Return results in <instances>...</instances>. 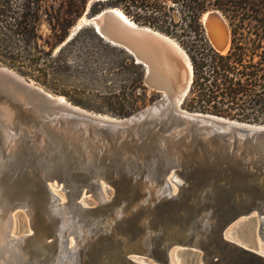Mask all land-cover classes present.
<instances>
[{"label":"water","instance_id":"95a60500","mask_svg":"<svg viewBox=\"0 0 264 264\" xmlns=\"http://www.w3.org/2000/svg\"><path fill=\"white\" fill-rule=\"evenodd\" d=\"M206 13L207 19H201L206 36L222 53L231 43L229 25L219 10ZM124 15L118 8L106 9L86 18L66 41L91 26L145 68V86L162 96L129 117L89 112L0 66V131L3 125L8 130L4 120H12L14 130L7 140L0 132V168L12 176L0 180V232L6 230L0 264H102L106 251L114 252L118 264H132L127 254L141 255L142 249L155 251L160 262L169 264L173 242L164 244L168 227L174 234L182 231L185 245L194 242L202 248L207 264H264V257L250 248L232 246L222 238L225 227L239 216L258 212L264 221V125L183 110L193 81L187 52L171 37ZM212 21L226 29L227 39L210 37L206 25ZM169 175L177 194L169 192ZM54 182L63 185V207L74 210L67 217L69 229L76 231L92 230L88 224L80 226V217H72L88 186L103 182L112 187L116 202L137 198L146 182L166 191L162 202L147 212L152 234L142 228L145 211L129 217L130 206L118 218L127 220L124 232L117 227L119 221L98 220L100 231L79 254L70 246L69 234L56 232L58 218L43 226L45 204L38 202L45 196L48 200V186ZM116 202L113 206L119 205ZM20 203L33 204L28 235L13 232L11 213ZM110 209L101 204L82 209L81 216L99 218L111 215ZM134 242L137 248L130 246Z\"/></svg>","mask_w":264,"mask_h":264},{"label":"trees","instance_id":"16d2710c","mask_svg":"<svg viewBox=\"0 0 264 264\" xmlns=\"http://www.w3.org/2000/svg\"><path fill=\"white\" fill-rule=\"evenodd\" d=\"M41 2L23 0L15 4L6 0L0 6V41L15 43L17 53L13 61L27 70H18L19 75L65 96V92L52 88L50 78H62L70 83L72 76L84 74L92 80L91 76L99 73L97 69L88 73L76 70L73 75L70 73L71 64L84 63L82 57L93 59L91 53L96 51L97 57H120L124 61L120 66L110 68L108 75L124 74L134 69L138 72L136 76L142 89L146 90L145 68L136 64L132 55L123 48L101 38L91 26L83 27L68 41L69 34H55L52 41H45V50L39 44L42 36L38 33ZM86 2L83 0L82 9ZM170 3L188 13L195 37L188 45H183L193 69V81L183 106L188 111L228 118L242 116L240 121L264 123V0H98L91 4L88 15L93 17L106 9L119 8L136 24L156 28L177 38V27L169 17ZM209 9L219 10L231 27L230 49L226 54L217 53L203 32L200 18ZM26 59L28 64L24 62ZM82 90L90 89L82 87ZM129 97L131 94H127L125 89L121 93L112 92L109 98L118 103L115 108L111 106L105 110L92 108L79 100L72 102L97 113L125 117L138 110L137 101L133 96ZM126 102L130 103L127 107Z\"/></svg>","mask_w":264,"mask_h":264},{"label":"rangeland","instance_id":"374dc122","mask_svg":"<svg viewBox=\"0 0 264 264\" xmlns=\"http://www.w3.org/2000/svg\"><path fill=\"white\" fill-rule=\"evenodd\" d=\"M12 1L15 4H18V3L20 4L23 2V0H12ZM4 2H6V0H0V6L3 5ZM93 2H97V1L87 0L84 8L82 9L83 0H42L40 4V22H39V27H38V33L42 36V40H39V44L42 45L45 50H47V48L45 47V41L46 40L52 41L54 39L55 34L61 35V34L67 33L70 36L71 31L73 30L77 22H79V20H81L83 17H85V19L91 17L90 15H88V13H89L90 6ZM87 5L89 6L87 7ZM210 10H213V9H209L206 12ZM203 15L200 18V24L206 36L205 30H204V27L201 21ZM127 17L129 18V16ZM169 17L173 20V22L175 23L177 27L178 36L177 38L169 36V35L167 36L176 40L181 45V47L184 49L183 45H188L189 42H192V40L195 39L194 32L191 31L193 30V27L192 25H190V22H191L190 17L186 11L184 12L181 9V7L175 6V4H172V3H170ZM129 19L132 20V18H129ZM57 24H59L61 27H59ZM52 26L54 29L52 28ZM139 26H142V25H139ZM146 27H150V26H146ZM1 29L2 28L0 27V38H2ZM152 29L158 32H161L157 30L156 28H152ZM229 30H230V38H231L230 25H229ZM206 38L208 40L207 36ZM208 43L210 44L209 40H208ZM210 46L212 47L211 44ZM229 49H230V45L227 51ZM57 50L58 49L55 50V53ZM16 53H17V47H15L14 42L10 43L9 41H5V42L0 41V66L7 67L15 71L16 73H18V70L27 71L24 67L20 66L21 65L20 63L13 61V57L16 56ZM96 53L98 54V52L96 51H93V53H91L94 55V58L90 60L87 59L86 57H82V60L85 61L84 62L85 65L82 62H80L79 64H71L73 67L70 73L72 74L75 73L76 70H81L82 72L88 73V72H94V70L97 69L99 72L98 74H95L92 76L90 75L92 77V80L88 79L87 76H83L84 74H81L77 77L72 76L70 83L65 82L66 79L56 78V77L50 78V84L52 88L56 89L57 91L65 92V96L63 97L67 100V102L71 103L74 106H77L74 102H72V100H79V101H82L84 104H87V106H90L92 108H98L100 110L111 108V106L115 108L118 102H116L115 100L113 101L111 98H109V96L111 95L112 92L121 93V91H124L125 89L127 94L130 93L131 97L133 96L134 100L137 101L138 110L130 114V115H133L134 113H137L138 111H141L142 109L146 107H149L152 103H154L155 101L161 98L162 96L161 94H157L155 91H152L151 89L147 87H146V90L142 89V85L140 84L136 76L138 72L134 69L127 70L124 72V74H119V72H117L116 75L114 76L108 75L107 71L110 68H115L117 66H120V62L121 61L124 62V61L120 59V57H118L117 59H114V57L112 58L110 56H105V55H100L99 57H97L98 55H96ZM226 53L227 52H225V54ZM86 61H88L89 67L86 66ZM24 62L28 64V59H26V61ZM77 65L83 66V68H78ZM87 67H88V70H87ZM26 79L31 80L33 83H35V85L39 86L40 88L44 89L45 91H47L48 93L52 95L62 96L61 94H59V92L58 93L54 92L51 89L46 88L45 86L41 84H38L32 79H29V78H26ZM82 87H87L90 90L84 91L82 90ZM131 97H129L128 99H130ZM128 101L131 102L132 100H127V102ZM127 102L125 103L126 107L130 105V103L128 104ZM121 103L123 102L121 101ZM182 109L188 111L183 105H182ZM87 111L94 112L91 110H87ZM94 113L107 115L108 117L117 118V119H123L125 117L130 116L129 115L125 117H119V116H112L109 114H103V113H97V112H94ZM219 117H223L225 119L239 121L243 123L264 125V123H261V122L240 121L243 118L242 116H235L236 118H228L227 116H219ZM1 161L4 162V158L3 156L0 155V164H1ZM0 171H2L1 168H0ZM2 173L0 172V175H1L0 179H2L3 181L5 180L7 181L8 178H12V176H9V174H7L9 172H6L5 170H3ZM3 177L4 178L7 177V179L5 178L4 180ZM168 181H169V185L171 189V190L169 189V192H171L172 194H177L178 192L177 187L174 184L170 183L171 175H169ZM52 185L53 183L48 186L49 191L55 198L59 200V204L64 205L63 202L60 201V199H62L60 195L61 189L60 188L55 189L53 188ZM50 186L55 191V193L51 191ZM89 187L90 186L85 188L84 193L78 199L77 201L78 206L75 207L76 214H73L72 217H75V216L80 217L79 218L81 222V223L79 222L80 226L84 227L86 224H88L91 227V229L95 231H99V229H97L95 225L97 223L96 222L97 220H101V219L103 220L104 218H106V216H107V219L114 217V215L118 214V211L127 210L128 207H130L131 205L133 206V203L136 202L140 197V196H137V198L135 199H133L132 197H127V196L121 197L120 198L121 200L118 201L119 205L117 204L118 206L117 205L113 206L116 200L114 201L115 194H114V189L112 187L104 184L103 182H101L100 184H96L93 187H90L91 190ZM93 189H95L96 191H94ZM93 191L99 194L97 193L95 194ZM45 199H47V196H45ZM45 199L43 198L39 202L44 204L43 202L46 203ZM41 203H39V206ZM28 204H25V207H24V203L18 204L20 205L18 206L19 208L17 207L14 208L13 212L11 213L12 219H13V230H14L13 232H16L17 235L18 234L20 235L21 234L22 235L31 234V231H29L30 230L29 228L30 227V220H29L30 215L28 212H30L33 209L32 207L33 205L30 203L29 204L31 207L30 208ZM101 204L107 207L110 206L111 209L109 213L112 216L105 214L104 216H101L99 218H93V217H87L86 219L82 218L81 216L82 209L97 208ZM25 208H27V210ZM205 215L206 213H204L203 216L206 217ZM125 222L127 223L126 220H121L119 221V225L117 226L123 232L125 230V227H124ZM261 226H262L261 219L258 216L257 212L249 214L248 216H239L237 220L231 221V223H229L225 227L223 234H222V238L225 241L235 244L236 246L240 248H243L245 250L250 248L252 252L260 253L264 255V240H262L263 239L262 234L259 232V231H263L261 230ZM118 237L120 236L118 235ZM102 238H104V236H102ZM175 249L179 250V252H178V255H176L175 257L174 256L172 257L173 262L175 261L176 263V261H178V264L179 263L180 264H203V258L205 256L203 254L204 250L200 248L198 245H191V246H184V247L172 246V248L170 249L171 250L170 253H172ZM135 255L136 254L134 253H130V254H127V257L128 258L131 257V259H135L138 262H141L140 264H142V261L144 262L148 261L151 264H156V262L152 263L153 261L148 258H143L141 255L138 256V254L136 256ZM169 258H170V255H169Z\"/></svg>","mask_w":264,"mask_h":264},{"label":"bare ground","instance_id":"6f19581e","mask_svg":"<svg viewBox=\"0 0 264 264\" xmlns=\"http://www.w3.org/2000/svg\"><path fill=\"white\" fill-rule=\"evenodd\" d=\"M98 1V0H97ZM101 1H103V0H101ZM89 6V5H88ZM119 14H121L120 12H119ZM208 14L209 13H206V14H204L203 16H204V20L205 19H207V17H208ZM125 16V15H124ZM126 17V16H125ZM85 21H87V19H85V17H83L81 20H79V22H77V24L74 26V28H73V30L71 31V32H74L75 31V28L79 25V24H81V23H83V22H85ZM207 26V28H208V32H209V34H210V37H213V38H219V39H227V37H228V33H227V31H226V29L220 24V23H218V22H216V21H212L209 25H206ZM211 40H212V38H211ZM229 45L230 44H226V48H225V51H223L222 52V54H225V52H227V49L229 48ZM168 72H170V70L168 69L167 70ZM63 100H65L66 102H67V100L64 98V97H61ZM68 103V102H67ZM9 122L11 123L12 122V120L10 121V120H8V121H6V120H4V121H2V123L3 124H7V125H9L8 126V130H7V126H5V125H3V127H2V130L0 131L1 132V135H2V137H3V139H5V140H7V139H9V138H11L12 136H13V133H14V130H13V128L11 127V125L9 124ZM2 158V157H1ZM4 158V157H3ZM3 161H1V163H2ZM1 170L3 171V168H1ZM2 171H0L1 173H2ZM3 174V173H2ZM9 174V173H8ZM5 175H6V173H5ZM1 176V175H0ZM10 176V175H9ZM7 177H8V175H7ZM7 177H5L6 179H7ZM5 178L3 177V179L5 180ZM1 180V179H0ZM6 181V180H5ZM55 183V184H54ZM53 183V188H55V189H58V188H60L61 189V198L62 199H60V201H62L63 203H65L67 200H66V196H65V193L62 191L63 190V185L62 184H58L57 182H54ZM50 188H51V186H50ZM90 188V187H89ZM94 191H96L95 189H93ZM48 191H49V189H48ZM51 191L53 192V193H55V191L51 188ZM93 191V192H94ZM165 191H166V188L164 187V186H162V185H157V184H154V183H149V182H146L144 185H142V188H141V194H140V197H139V199L136 201V202H134L133 203V206L131 205V208H130V210H128V213L130 214V216L129 217H132V215L134 214V213H136V212H138V214H139V212H142V211H145V213H146V217H144L143 216V219H142V228L144 229V228H146V234H152V231L151 230H149L150 229V223H149V218H148V216H149V214H147V212L149 211V210H151L153 207H154V205H156V204H159L160 202H162V200H163V198H164V193H165ZM50 192V191H49ZM95 193V192H94ZM97 193V192H96ZM95 193V194H96ZM50 194H51V192H50ZM97 194H99V193H97ZM98 198V197H97ZM45 199V198H44ZM45 201H46V203L45 202H43L45 205H44V209H45V212H44V215H45V217H44V224H43V226H50V224L52 223V220L53 219H55V218H58L59 219V221H58V224H54V226L55 227H57L56 228V232L58 233V234H60V233H67V234H69V236L70 237H72V238H70L71 239V241H70V246H74V247H76L75 248V250L76 251H78V253L80 254L81 253V248L83 247H85L86 245H88L89 243H90V241H91V236L96 232L95 230H83L82 228L81 229H79V231H76L75 229L74 230H71V229H69V227H70V224H69V221H68V215L71 213V212H73L74 210L73 209H67V208H64L63 206L64 205H66V204H64V205H59V200L57 199V198H55L52 194L49 196V198H48V200L47 199H45ZM112 202V201H111ZM39 203H41V202H39ZM119 203V202H118ZM23 204V203H22ZM30 204V203H29ZM28 204V205H29ZM42 204V203H41ZM40 204V205H41ZM123 204H124V202H123ZM33 205V204H32ZM113 205V204H112ZM20 206V205H19ZM50 206L53 208V209H51L50 208ZM122 206V205H121ZM22 207V206H21ZM24 207H25V204H24ZM28 207V206H27ZM29 207H30V205H29ZM169 207V206H168ZM17 208H19V207H17ZM23 208V207H22ZM31 208V207H30ZM116 208V207H115ZM29 209V208H28ZM120 209V208H119ZM165 209H166V206H165ZM54 210H56V211H54ZM115 210V209H114ZM75 211H76V209H75ZM81 211V210H80ZM116 211V210H115ZM124 211L125 210H122V211H118V214L117 215H114V217H112V218H108L107 219V216H106V221H108V222H111L112 220H116V221H120L118 218H119V215H120V218H121V216H122V214L124 215ZM30 215H32L31 213H29ZM74 214H76V213H74ZM203 215H204V213H202ZM257 214H258V216H259V213L257 212ZM202 215V217H204ZM29 216V215H28ZM73 216V215H72ZM127 216V215H126ZM245 216H248V215H245ZM76 217V216H75ZM260 217V216H259ZM86 219V218H85ZM118 219V220H117ZM260 219H261V225L262 224H264V221H262V218L260 217ZM29 220H30V217H29ZM102 220V219H101ZM234 220V219H233ZM233 220H231V221H233ZM80 221V220H79ZM91 221V220H90ZM98 221V220H97ZM96 221V222H97ZM127 221V220H126ZM230 221V222H231ZM86 222V221H85ZM81 223V222H80ZM102 224V223H101ZM125 224H126V222H125ZM84 225V224H83ZM91 225V224H90ZM96 225V224H95ZM108 224L106 223L105 224V226H107ZM124 225V224H123ZM125 227V226H124ZM264 227V226H263ZM30 228V227H29ZM97 228V227H96ZM123 228V227H122ZM261 228H262V226H261ZM29 230V229H28ZM27 230V231H28ZM262 230V229H261ZM14 231V230H13ZM30 231V230H29ZM100 231V230H99ZM5 232H6V230L4 229V231H2V232H0V246L3 244V243H6V239H5ZM142 232V231H141ZM261 234H262V240H264V232L263 231H259ZM26 233V232H25ZM24 234V233H23ZM146 234H144V237H143V244L144 245H146V241H147V235ZM18 235H20V234H18ZM22 235V234H21ZM118 236V235H117ZM120 236H121V234H120ZM183 236V234H182V231H180V232H178V233H176V234H174L173 233V228L172 227H168L167 229H166V234H165V245H166V243H168V242H173L172 243V246H181V247H184V242H181V240L182 239H184V237H182ZM260 239V240H261ZM225 241V240H224ZM226 243H227V241H225ZM229 243V242H228ZM260 243H261V241H260ZM229 244H232V243H229ZM139 245V243H137V242H134V243H132V244H130V246L132 247V248H137V246ZM191 245H195L194 244V242H191V244H188V245H185V246H191ZM262 245V244H261ZM172 246H169L168 248V262H169V264H178V261H176V263H175V261L173 262V259H172V257L174 256H176V255H178V252H179V250H177V249H175L172 253H170V249L172 248ZM232 246H235V247H238V246H236L235 244H232ZM238 248H240V247H238ZM114 252H111V251H106V252H104V255H103V263L102 264H118V260H117V258H115L114 257V254H113ZM138 253H140L141 254V256L143 257V258H148V259H150V260H152L153 262L152 263H154V262H156V264H164L163 262H160L158 259H159V254L157 253H155V251H150L149 249H147V250H144V249H142V250H139L138 251ZM170 253V254H169ZM130 254V253H129ZM235 254H237V253H235ZM256 255H258V256H262V257H264V255L263 254H260V253H255ZM137 255V254H136ZM135 255V256H136ZM169 255H170V258H169ZM130 256V255H129ZM131 256H132V254H131ZM134 256V255H133ZM138 256H140V255H138ZM141 257V258H142ZM178 257V256H177ZM130 261L132 262V264H140L141 262H138L137 260H135V259H131V257H130ZM216 263V262H215ZM142 264H151V263H149L148 261H146V262H144V261H142ZM180 264V263H179ZM203 264H207V258H206V256H204V258H203Z\"/></svg>","mask_w":264,"mask_h":264}]
</instances>
